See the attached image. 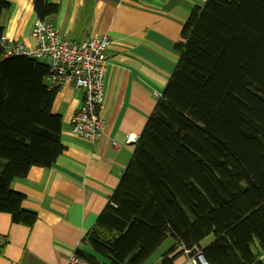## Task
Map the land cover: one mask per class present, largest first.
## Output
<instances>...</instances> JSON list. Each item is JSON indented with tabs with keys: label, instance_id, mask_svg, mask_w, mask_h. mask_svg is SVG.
I'll use <instances>...</instances> for the list:
<instances>
[{
	"label": "trees",
	"instance_id": "16d2710c",
	"mask_svg": "<svg viewBox=\"0 0 264 264\" xmlns=\"http://www.w3.org/2000/svg\"><path fill=\"white\" fill-rule=\"evenodd\" d=\"M32 6L37 20L57 12L47 0ZM9 8L0 0V214L31 228L37 216L11 184L62 154L59 89L46 84L48 61L4 57ZM181 38L132 157L74 253L88 264H144L168 238L156 264L184 251L208 264H261L253 249L264 252V0H206Z\"/></svg>",
	"mask_w": 264,
	"mask_h": 264
},
{
	"label": "crops",
	"instance_id": "0c3cea01",
	"mask_svg": "<svg viewBox=\"0 0 264 264\" xmlns=\"http://www.w3.org/2000/svg\"><path fill=\"white\" fill-rule=\"evenodd\" d=\"M6 1L10 8L3 15L4 38L33 49L31 28L37 18L32 0ZM205 1L47 0L57 5V12L45 21L63 40L110 38L105 51L103 128L93 144L72 134L70 121L80 108L82 94L72 84L59 89L53 113L61 116L64 150L51 167H32L25 178L12 182L11 188L25 195L22 209L36 214L37 220L28 228L0 214V237L5 239L0 264H67L77 249H83L81 240L116 189L175 68V45L182 41L185 22ZM212 240L208 237L200 245ZM168 241L170 247L173 240L164 242ZM253 250L264 264L257 243ZM196 253L184 251L174 264H192Z\"/></svg>",
	"mask_w": 264,
	"mask_h": 264
},
{
	"label": "built area",
	"instance_id": "2783aa9c",
	"mask_svg": "<svg viewBox=\"0 0 264 264\" xmlns=\"http://www.w3.org/2000/svg\"><path fill=\"white\" fill-rule=\"evenodd\" d=\"M31 37L35 41L33 49L8 42L2 38L4 57L23 56L37 60H46L49 72L46 77L48 88H58L72 84L82 94L80 108L70 121L71 133L89 143H95L100 137L103 120V85L107 61L105 51L110 45L106 35L90 37L81 43L63 40L52 23L36 20L31 28ZM5 239L0 237V245ZM67 264H88L75 254ZM192 264H208L203 255L196 253Z\"/></svg>",
	"mask_w": 264,
	"mask_h": 264
},
{
	"label": "rangeland",
	"instance_id": "374dc122",
	"mask_svg": "<svg viewBox=\"0 0 264 264\" xmlns=\"http://www.w3.org/2000/svg\"><path fill=\"white\" fill-rule=\"evenodd\" d=\"M170 242H164L161 246L145 261L144 264H156L160 261L162 254L168 249Z\"/></svg>",
	"mask_w": 264,
	"mask_h": 264
},
{
	"label": "bare ground",
	"instance_id": "6f19581e",
	"mask_svg": "<svg viewBox=\"0 0 264 264\" xmlns=\"http://www.w3.org/2000/svg\"><path fill=\"white\" fill-rule=\"evenodd\" d=\"M106 57V56H105ZM106 61H107V59H106Z\"/></svg>",
	"mask_w": 264,
	"mask_h": 264
}]
</instances>
